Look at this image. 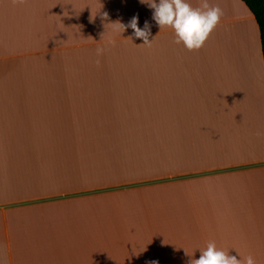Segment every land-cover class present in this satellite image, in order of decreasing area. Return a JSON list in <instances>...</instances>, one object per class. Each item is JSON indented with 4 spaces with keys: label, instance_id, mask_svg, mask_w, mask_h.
<instances>
[{
    "label": "crops",
    "instance_id": "1",
    "mask_svg": "<svg viewBox=\"0 0 264 264\" xmlns=\"http://www.w3.org/2000/svg\"><path fill=\"white\" fill-rule=\"evenodd\" d=\"M149 2L0 0V264H191L213 241L264 264L256 20L207 0L223 15L188 50Z\"/></svg>",
    "mask_w": 264,
    "mask_h": 264
},
{
    "label": "clouds",
    "instance_id": "2",
    "mask_svg": "<svg viewBox=\"0 0 264 264\" xmlns=\"http://www.w3.org/2000/svg\"><path fill=\"white\" fill-rule=\"evenodd\" d=\"M148 6L154 10L152 18L155 23L161 28H171L174 31L175 43H182L188 50L201 48L223 15L218 6H210L207 0L199 8H193L188 0H158V3L156 0H150ZM138 23V16H133L127 25L121 23L118 25L119 28L123 29V32L126 28H131L134 37L143 40L142 45L151 46L154 40H150L151 26L145 22L144 27L140 28ZM116 24L113 23L112 25L115 26ZM115 43V39L108 40L104 46L96 49V55L102 56L105 48L109 45H115ZM97 64H99V60H97ZM148 264H159V261L152 260ZM191 264H256V260L252 255L243 259L230 256L228 252L218 249L213 241L207 244L199 259L192 260Z\"/></svg>",
    "mask_w": 264,
    "mask_h": 264
},
{
    "label": "trees",
    "instance_id": "3",
    "mask_svg": "<svg viewBox=\"0 0 264 264\" xmlns=\"http://www.w3.org/2000/svg\"><path fill=\"white\" fill-rule=\"evenodd\" d=\"M253 14L259 28L264 61V0H241Z\"/></svg>",
    "mask_w": 264,
    "mask_h": 264
},
{
    "label": "rangeland",
    "instance_id": "4",
    "mask_svg": "<svg viewBox=\"0 0 264 264\" xmlns=\"http://www.w3.org/2000/svg\"><path fill=\"white\" fill-rule=\"evenodd\" d=\"M118 69H122V68H118ZM123 73L124 74H127L128 76H130V77H138V75H139V73H140V71H126V70H123ZM102 218H105V217H102ZM99 232V236L101 237V238H103V237H105L106 238V236H107V232L108 231H104V230H99V231H96V233H98ZM83 233L84 234H86L84 231H83ZM84 236H88V234H86V235H84ZM109 236H110V232H109V234H108V238H109ZM97 249V248H96ZM98 251H99V253H104V254H110V253H112L113 252V249H111V248H109V249H107V250H105V248L102 246V245H100L99 247H98ZM129 251H130V254H131V256H135L136 254H135V252L133 251V249H132V247H130V249H129ZM185 259L187 260V258L185 257ZM171 262H174V263H176V259L175 258H170V260L168 261V262H160L159 264H169V263H171Z\"/></svg>",
    "mask_w": 264,
    "mask_h": 264
}]
</instances>
